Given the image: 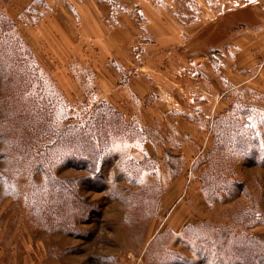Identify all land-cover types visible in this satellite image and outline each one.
I'll use <instances>...</instances> for the list:
<instances>
[{
  "label": "rangeland",
  "instance_id": "1",
  "mask_svg": "<svg viewBox=\"0 0 264 264\" xmlns=\"http://www.w3.org/2000/svg\"><path fill=\"white\" fill-rule=\"evenodd\" d=\"M0 14L36 56L52 128L102 102L125 123L96 160L41 158L0 76V264H264V0H0Z\"/></svg>",
  "mask_w": 264,
  "mask_h": 264
},
{
  "label": "trees",
  "instance_id": "2",
  "mask_svg": "<svg viewBox=\"0 0 264 264\" xmlns=\"http://www.w3.org/2000/svg\"><path fill=\"white\" fill-rule=\"evenodd\" d=\"M14 27V22L9 17L0 14V76L4 81L9 102H16L15 104L20 106L18 113L13 114L10 120L17 121L26 117L38 122L42 132L41 144H39L41 145L39 147L41 158L57 147L60 152L64 150L71 155L96 160L108 139L106 129L116 133L122 126H125V123L120 120L118 110L102 102L87 118L72 124L68 123L62 128H52L50 119L55 115L56 101L51 98L49 102L45 98V93L41 88V83L44 86L45 82L41 77L36 56L26 41L15 35ZM40 81L41 83L36 86L38 90L36 96L32 88L35 82ZM3 105L6 106V104ZM103 108H107V113L103 112ZM2 120H6V117ZM47 138L52 141H46ZM75 162L72 163L75 164ZM79 163L85 166L87 161L83 160ZM206 184L208 186V181ZM72 193L75 194L74 191ZM74 197L77 199L76 194Z\"/></svg>",
  "mask_w": 264,
  "mask_h": 264
}]
</instances>
